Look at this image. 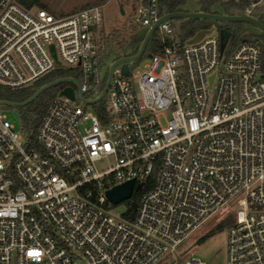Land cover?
Instances as JSON below:
<instances>
[{
    "label": "built area",
    "instance_id": "obj_1",
    "mask_svg": "<svg viewBox=\"0 0 264 264\" xmlns=\"http://www.w3.org/2000/svg\"><path fill=\"white\" fill-rule=\"evenodd\" d=\"M135 2L136 26L150 28L158 0ZM102 19L101 6L55 17L0 0V86L18 91L71 69L83 98L96 100L113 54ZM220 32L181 43L161 23V53L127 74L118 63L100 100L84 104L68 85L75 100L50 103L39 149L0 113V264H168L177 250L179 264H204L181 245L226 206L212 224L233 218L226 264H264L262 52L251 41L222 47ZM154 171L132 220L113 215L106 191L127 181L141 190Z\"/></svg>",
    "mask_w": 264,
    "mask_h": 264
},
{
    "label": "trees",
    "instance_id": "obj_2",
    "mask_svg": "<svg viewBox=\"0 0 264 264\" xmlns=\"http://www.w3.org/2000/svg\"><path fill=\"white\" fill-rule=\"evenodd\" d=\"M21 7L27 10H31L34 6H39V9L45 10V7L39 3L38 0H15ZM108 0H100V3L104 5ZM188 1H193L200 5V10L205 13H210L211 9L215 5H220L223 12L226 15H233L238 11H243L250 5V0H158V15L161 17L163 14L177 13L181 12L186 6ZM96 7V6H83L80 10ZM46 11V10H45ZM55 17H61L60 15H54ZM65 16V15H62ZM252 16L255 17L261 24L264 25V5L257 6L253 12ZM174 34L177 39L184 43L192 38H194L198 33L206 32L207 30L212 29L213 26H217L218 31H226L229 33L228 38V49H232L241 42L251 41L258 43L261 52H262V64L264 69V35L260 37H254L250 35L243 28V25L240 23L236 24H217L207 20H189L182 23L179 27H176V21H170ZM145 32L140 34L133 32L127 38L126 42L122 44L119 42V34L113 33L104 38L105 51L108 53H113L117 56H123L125 50L130 47L131 55L136 54L140 43L143 40ZM122 49L123 54L118 55L115 53L114 48ZM163 49V43L161 38L157 33H154L153 37L147 44V47L142 55V58H148L154 55L161 53ZM61 78H74L79 81V77L76 75V72L71 69H58L54 72L48 74L33 86L21 89L18 91H11L3 86H0V100H7L12 102H23L27 100L33 93L34 90L57 79ZM65 87V85H58L52 87L47 91L40 94L34 101L27 104L24 107H15L19 115L20 125L19 130L24 134L26 138L27 148L39 149V145L36 143V132L40 125L41 119L45 114L50 103L57 97L58 93ZM104 88V83L101 85L100 91ZM2 109H12L11 107L1 106ZM0 108V109H1ZM156 171L150 176L148 181L142 184V189L133 193L131 200L133 202H138L141 194L149 189H151ZM125 205V211L122 214V217L126 220H132L134 217V212L129 206V202L123 203ZM233 222L232 216L226 217L214 229L210 230L208 234L215 233L224 230ZM205 236L201 237L198 241H202Z\"/></svg>",
    "mask_w": 264,
    "mask_h": 264
},
{
    "label": "rangeland",
    "instance_id": "obj_3",
    "mask_svg": "<svg viewBox=\"0 0 264 264\" xmlns=\"http://www.w3.org/2000/svg\"><path fill=\"white\" fill-rule=\"evenodd\" d=\"M41 5L45 7V10L52 15H68L80 11V9L85 6H100V0H38ZM264 5V1L260 6ZM39 9V6H34L30 12L35 13ZM135 10L136 2L135 0H108L104 5L101 6V12L103 14V19L101 25L98 29V33L102 38L113 33L119 34V42L124 44L131 33L136 32L138 34L147 31V29L140 26H136L135 23ZM121 11L123 14H121ZM217 26H213L212 29L217 30ZM206 32L198 33L194 38L191 39L192 42L198 41ZM214 34H216L214 32ZM114 51L118 55H122V49L114 48ZM122 57V56H119ZM146 58H141L137 64H142ZM72 86L71 84H60ZM58 86V85H57ZM56 87V86H55ZM74 87V86H73ZM75 91L77 89L74 87ZM97 91H94L89 95L93 97ZM58 97V95H57ZM56 97V98H57ZM78 103V102H77ZM100 105H107L103 101ZM1 108V106H0ZM91 110V108L89 109ZM0 113L5 115L8 121L13 124V126L18 129L20 125L19 115L15 109H0ZM97 168L99 170L106 169L105 164H98ZM125 210L124 204H118L112 207L113 215H120ZM227 210V206L216 211L204 225L193 231L183 242L181 248L188 249V253H192L195 257L199 258L204 264H226V236L227 229L222 231L210 233L208 232L214 229V224ZM259 212L264 211V208L258 210ZM205 236L202 241H198L201 237ZM186 254L180 255L179 251L174 253H169L164 259L168 264H179L180 260L185 257Z\"/></svg>",
    "mask_w": 264,
    "mask_h": 264
},
{
    "label": "water",
    "instance_id": "obj_4",
    "mask_svg": "<svg viewBox=\"0 0 264 264\" xmlns=\"http://www.w3.org/2000/svg\"><path fill=\"white\" fill-rule=\"evenodd\" d=\"M121 14L123 12L121 11ZM189 20H207L211 21L217 24H236L240 23L243 25V28L248 32L250 35L254 37H260L261 35H264V25L261 24L255 17L252 15L248 14L245 10L243 11H238L233 15H226L220 5H215L210 13H205L200 10V5L193 2V1H188L186 6L183 8L181 12L177 13H169V14H163L150 28L147 29L142 42L140 43L138 50L136 54L131 55V48L128 47L125 52H124V57L115 60L116 56L114 54H110L108 58L104 61V67L101 70L100 73V78L103 80L106 76V81H105V86L103 88V91L99 95V97L94 100V101H86L83 98V95L79 91V84L77 81H75L72 78H61L54 80L52 82H49L37 89L34 90V93L25 101L23 102H12V101H7V100H0V106H7L11 108L15 107H24L27 104L31 103L34 101L40 94L43 92L47 91L48 89L55 87L60 84H71L73 85L78 92V99L84 103V104H93L97 100H100L103 95L105 94L111 74L113 71V68L118 64V63H123L122 65V73L127 74L129 68L133 65V63L137 60H139L150 39L153 37L155 30L157 27L166 21H176V27H179L182 23L185 21ZM220 37H221V46L224 47L228 41L229 38V33L226 31H221L220 32ZM59 97H66L70 99L71 101L75 100V94H74V89L72 87H65L63 88L59 93ZM141 188L140 185L134 186L133 181H127L125 183H122L108 191H106L105 195L109 202H111L113 205H118L121 204L127 200H129L132 196V192L138 191ZM130 207L133 211L136 209V203L131 202Z\"/></svg>",
    "mask_w": 264,
    "mask_h": 264
}]
</instances>
